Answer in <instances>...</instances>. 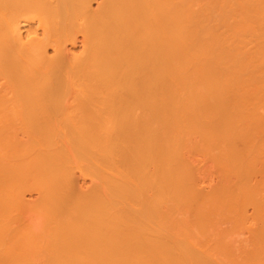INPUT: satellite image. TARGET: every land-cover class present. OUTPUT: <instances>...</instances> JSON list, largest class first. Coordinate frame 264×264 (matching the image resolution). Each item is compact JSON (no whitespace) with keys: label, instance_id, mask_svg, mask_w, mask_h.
Returning <instances> with one entry per match:
<instances>
[{"label":"bare ground","instance_id":"bare-ground-1","mask_svg":"<svg viewBox=\"0 0 264 264\" xmlns=\"http://www.w3.org/2000/svg\"><path fill=\"white\" fill-rule=\"evenodd\" d=\"M255 163L264 0H0V264H264Z\"/></svg>","mask_w":264,"mask_h":264},{"label":"rangeland","instance_id":"rangeland-1","mask_svg":"<svg viewBox=\"0 0 264 264\" xmlns=\"http://www.w3.org/2000/svg\"><path fill=\"white\" fill-rule=\"evenodd\" d=\"M256 164V163H255ZM252 164V165H250V167H251V170L250 171H246V172H242L241 173V175L242 176H244V177H249V178H251L252 179V181H254L257 185L256 186H258V187H256V191L255 192H253L252 194H250V195H245V196H242V198L240 199V201H241V203L243 204V205H247L246 206V208H247V211H248V213H250L251 212V209H250V207H248V206H250L249 204H251V203H254V202H258L259 200H261L260 198V195L262 194V193H264V190H262L261 191V189L259 190V188L261 187L262 189H264V180H262V178H264V172H261V171H264V165H262V163H260V164ZM262 165V166H261ZM78 181H80L79 182V184H81V185H84V184H82L83 182L81 181V179H79ZM258 188V189H257ZM262 196V200H264V194H262L261 195ZM261 200V201H262ZM253 201V202H252ZM262 203H258V205L260 206ZM258 205H257V207H258ZM262 206V205H261ZM261 206H260V208H261ZM262 207H264V206H262ZM208 210H209V207H208ZM258 210V209H257ZM260 210H262V208L260 209ZM262 211H264V210H262ZM209 213V212H208ZM210 215H211V213H209ZM208 214V215H209ZM209 218H210V216H209ZM243 226H246V225H243ZM209 228V227H208ZM242 229H243V227H241ZM245 228V227H244ZM242 229H237L238 231H236V232H234V234L232 233V237H233V235H235V234H237L238 232H241V231H243ZM246 229V228H245ZM209 230V229H208ZM247 230V229H246ZM209 232H211L210 230H209ZM209 232H208V234H209ZM244 233H243V235H246V233H247V231H243ZM239 234V233H238ZM242 234H241V236H243ZM228 236V235H227ZM229 236H231V234H229ZM229 236H228V238H229ZM237 235H235L234 237L235 238H238L239 236H240V234H239V236H237ZM209 237V236H208ZM211 237V236H210ZM231 237V238H232ZM230 239V238H229ZM209 240V239H208ZM226 239H224V241H225ZM231 240V239H230ZM227 241V240H226ZM211 243V242H210ZM210 246V245H209Z\"/></svg>","mask_w":264,"mask_h":264}]
</instances>
